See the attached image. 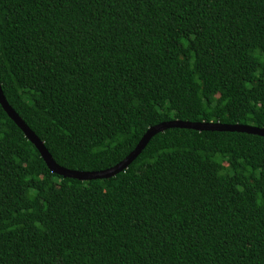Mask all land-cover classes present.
Returning a JSON list of instances; mask_svg holds the SVG:
<instances>
[{
  "label": "trees",
  "instance_id": "1",
  "mask_svg": "<svg viewBox=\"0 0 264 264\" xmlns=\"http://www.w3.org/2000/svg\"><path fill=\"white\" fill-rule=\"evenodd\" d=\"M0 89L71 170L161 121L264 128V0H0ZM0 264H264V137L171 127L78 180L0 106Z\"/></svg>",
  "mask_w": 264,
  "mask_h": 264
},
{
  "label": "water",
  "instance_id": "2",
  "mask_svg": "<svg viewBox=\"0 0 264 264\" xmlns=\"http://www.w3.org/2000/svg\"><path fill=\"white\" fill-rule=\"evenodd\" d=\"M0 106L5 112V114L13 121V123L22 131L24 137L35 147L38 151L41 159L43 160L47 169L62 177H69L78 180H89L98 178H107L113 176L123 168L139 153V151L144 147L146 142L154 134L161 132L167 128L177 127V128H187L196 131H229V132H244L248 134H254L264 137V128H259L254 125L239 124V123H219V122H190L182 121L178 119H171L166 121H161L150 127H148L142 134L140 139L137 141L133 149L119 162L116 164L101 170L92 171H78L64 168L54 162L50 154L47 152L46 148L43 146L42 141H40L36 135L27 127V125L20 119V117L13 111V109L7 104L1 89H0Z\"/></svg>",
  "mask_w": 264,
  "mask_h": 264
}]
</instances>
